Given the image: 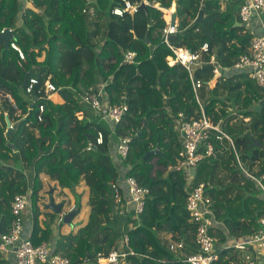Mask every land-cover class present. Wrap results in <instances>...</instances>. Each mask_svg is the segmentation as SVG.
<instances>
[{"label": "trees", "instance_id": "16d2710c", "mask_svg": "<svg viewBox=\"0 0 264 264\" xmlns=\"http://www.w3.org/2000/svg\"><path fill=\"white\" fill-rule=\"evenodd\" d=\"M91 1L97 12L93 20L83 14L89 0H0V31L13 29V40L25 53L22 60L10 46L5 49L0 44V93L11 95L23 114L18 117L7 99L0 102L1 231L10 228L14 197L31 190L30 240L35 245L49 243L55 254L68 258L71 264H96L99 254L108 255L118 248L126 235L136 253L128 257L131 264H176V255L169 251L171 241H184V255L199 252L187 197L192 188L204 185L216 218L209 229L211 236L223 244L228 237L241 239L255 234L264 217V194L238 167L227 141L220 142L213 134L202 144L200 152L211 144L215 156L205 157L191 179L185 172L167 170L178 164L183 148L176 129L179 115L191 121L201 112L186 68L168 65L167 58L173 52L164 43V12L149 7L134 16L113 17L111 9L117 0ZM151 1L167 9L177 4L180 32L169 37L172 46L198 53L208 43L211 50H218L220 66L230 72L218 78L213 87L209 86L214 79L212 65L196 72L205 85L206 114L232 135L247 168L264 175V109L255 111L264 99V88L248 72L234 69L240 57L249 53L251 39L244 27L235 26L239 1L233 0L226 7L222 0ZM201 10L204 24H195ZM111 25L117 35L109 33ZM124 52H135L136 63L123 64ZM204 59L209 61L210 54ZM31 70L29 78H36L39 84L38 101L29 116V103L19 91ZM47 80L55 84V94L63 103L45 98ZM102 84H106L103 99L110 106H128L119 124H110L103 113L82 101V95L97 92ZM42 105L43 121L39 122ZM7 116L14 128L17 124L12 135L16 151L6 146ZM237 118L242 122L233 128L231 122ZM99 131L104 134V144L95 150V158H90L84 149ZM127 136L132 137L130 152L126 160L120 159L124 164L120 169L111 147ZM156 149L161 153L144 161L145 155ZM155 158L167 170L166 174L158 172L156 178L152 176ZM28 172L33 174L30 182ZM42 174L61 189L74 191L84 182L89 190L88 222L55 240L53 227L60 218L41 209ZM126 177L150 190L139 220L132 214L117 215L115 210L112 185ZM250 259H255L252 251L223 249L213 264H249ZM0 264H9L1 251Z\"/></svg>", "mask_w": 264, "mask_h": 264}, {"label": "built area", "instance_id": "2783aa9c", "mask_svg": "<svg viewBox=\"0 0 264 264\" xmlns=\"http://www.w3.org/2000/svg\"><path fill=\"white\" fill-rule=\"evenodd\" d=\"M233 0H222L223 7L231 3ZM240 3L239 22L245 31L250 35V48L247 55L241 56L240 59L234 65L236 71L248 72L250 78H252L259 87L264 88V0H238ZM92 1L86 4L83 8V14L86 15L89 20H93L96 16V8L92 5ZM145 5L147 9L149 7L156 8L164 12V19L166 26L163 30L164 43L173 52V55L168 56L167 61L169 66H175L177 64L186 68L189 73L192 88L196 102L199 106L201 116L198 119H192L187 121L182 114L179 115V119L176 123V129L182 141V151L180 153V159L176 166H170L168 171L185 172L191 179L192 172L197 168L199 163L205 157L215 156L214 147L209 144L205 152H200L202 144L207 141L211 135H215L216 139L220 142L227 141L230 148L235 153L236 162L241 171L252 181L264 194V175L257 176L253 174L242 162L241 157L236 150L235 142L231 136L222 130L221 126H217L213 123L210 117L206 114L204 101H203V89L204 83L202 79L196 77V72L193 76V68L209 64L213 66L214 78H220L222 75L226 76L230 72V69L222 68L218 60V50L210 48L208 43L203 44L201 50L198 53H194L187 48H176L171 45L169 37L176 35L180 32L179 19L172 23L173 15L176 14V2L175 10H172L173 6L169 9L164 8L156 1L151 0H117L116 4L111 9V15L113 17L123 18L126 15H132V13H139L141 5ZM6 30L14 31L11 28H4L0 33L6 32ZM10 47L17 52L22 60H25V53L22 48L14 40L10 42ZM210 54V60L206 61L204 55ZM135 52L123 53V64L136 63ZM39 84L38 80L34 77L28 79V83L25 87V93L33 99L37 97L36 86ZM215 85V84H214ZM213 85V86H214ZM106 84H102L98 87L97 92H88L82 95V101L88 105L93 111L97 113H103V119L110 124H119L126 113L128 112V106L124 103L121 105L110 106L107 100L103 99L106 95ZM46 93L45 98H52L58 90L54 83L47 80L44 85ZM40 93L41 90H38ZM8 103L13 106L16 111V115L21 117L22 111L14 98L9 94H4ZM44 106L39 107L38 121H43ZM11 128H14L12 123ZM132 137H121L115 145L116 153L119 159L126 160L131 145ZM104 144V134L99 131L97 137L91 140L88 146L84 149L88 153L90 158H95V150L98 146ZM114 192V203L117 215L126 216L132 214V218L139 220L143 214L147 200L150 197V190L138 183L133 177H126L119 179L112 185ZM31 195L30 190L26 194L16 195L13 199L11 208L13 214V220L10 228L7 232H0V251L4 254H13L16 264H71L70 260L59 254H55L49 243L44 242L40 245H35L29 238L24 237L25 229V216L29 210H31ZM68 212L62 211V215L59 216V223H62V216L68 214ZM187 211L189 219L196 225V245L199 252L191 255H184L183 249L185 247L184 241L174 242L171 241L169 251L174 253L177 257L176 264H213L219 259V252L223 249H236L243 252L252 251L256 254V259H250L249 264H259L261 259L264 258V217L260 220V229L253 235L236 239L228 237L227 241L220 244L218 239L211 236L209 229L216 223L215 213L212 209V200L205 194L204 185L192 188L189 191L187 197ZM1 230V227H0ZM129 256H136V253L130 247L129 236H124L118 248L113 249L108 255L99 254L96 258V264H131L128 261ZM261 264L264 262L261 261Z\"/></svg>", "mask_w": 264, "mask_h": 264}, {"label": "water", "instance_id": "95a60500", "mask_svg": "<svg viewBox=\"0 0 264 264\" xmlns=\"http://www.w3.org/2000/svg\"><path fill=\"white\" fill-rule=\"evenodd\" d=\"M140 10H144L145 12H147V7L143 4L140 7ZM132 15L134 16V13H132ZM177 19V15L174 14L173 18H172V23L175 22V20ZM195 24H204V10H201L198 14V17L195 21ZM235 26L238 27H242L241 23L239 21H236ZM14 39V31L11 30H6V32L4 33H0V44H3L5 49H8L10 46V42ZM146 42H148V35H146ZM200 68V66H196L193 68V76L195 74V72ZM33 75V71L31 70L30 72H28L25 76L24 82H23V86L21 87L20 91H19V95L20 97L29 103V116L32 115V111L35 108V104L38 101L37 97H34L33 99H31L26 93H25V87L28 83V79L29 76ZM217 77H215L210 83L209 86L213 87V85L216 83L217 81ZM264 109V99L262 101L259 102V104L255 107V111L258 113H261L262 110ZM12 122L9 120L8 116L6 117V132H5V138H6V146L9 149H12L13 151H16V147L14 146V144L12 143V135L15 131V128L17 127V124H15V128H11ZM256 146H262V144H259L257 142H255ZM161 152L156 149L153 151L148 152L145 157H144V161L148 160L150 157L154 156V155H159ZM72 195L75 197V201H76V205L74 206L73 210L71 212H69L68 214H64L62 216V223L63 224H69L72 225L74 219L76 218V216L80 213L81 210V196L79 194H77L74 191H72ZM48 209H50L53 213H55L57 216H61L62 215V209L64 208V204L60 203V204H56L55 199L53 198V190L50 192V204L47 206ZM1 232V230H0Z\"/></svg>", "mask_w": 264, "mask_h": 264}, {"label": "rangeland", "instance_id": "374dc122", "mask_svg": "<svg viewBox=\"0 0 264 264\" xmlns=\"http://www.w3.org/2000/svg\"><path fill=\"white\" fill-rule=\"evenodd\" d=\"M172 6H175V4L173 5L172 4ZM171 6V7H172ZM175 8V7H174ZM176 9H177V6H176ZM128 24H130V27H132L133 26V22L132 21H130V20H128ZM114 26H116L115 24H113ZM143 26H145L144 25V23H143ZM111 32V34H113V35H115L116 33V31H114L113 29H112V25H111V28L109 29V33ZM115 33V34H114ZM117 35V34H116ZM54 95V94H53ZM52 95V97H55L56 95H54L53 96ZM5 100V97H4V94L3 93H0V102H3ZM245 121L246 122H249L250 121V118H248V119H245ZM242 122V120L241 119H239V118H237V119H235V120H233L232 122H231V126L233 127V128H235V127H237V126H240V123ZM7 129V128H6ZM222 130L225 132V133H227L229 136H231L232 137V135H230L227 131H225V129L222 127ZM244 130V129H243ZM243 130H239L238 132H241V131H243ZM233 138V137H232ZM227 148L229 149L230 148V146H229V144H228V146H227ZM230 150V149H229ZM111 154H112V156L115 158V163L117 164H119V166H120V169L122 168V167H124V164L121 162V160L120 159H118V157L116 156V154H115V152H114V145L111 147ZM158 158H155L154 160H153V162H152V164L154 165V171H153V174H152V176L154 177V178H156L157 177V173L158 172H163V174H166V172H167V170L165 169V168H163V166H161L159 163H158ZM244 165L247 167V165L244 163ZM252 172V171H251ZM253 174H255L254 172H252ZM31 172H28V180H29V182L31 181ZM33 175V174H32ZM256 175V174H255ZM43 176V178H46L45 176L46 175H42ZM257 176H261V175H257ZM48 178V177H47ZM46 181V184L48 185L49 184V180L50 179H45ZM45 186V185H44ZM57 185H55L54 186V188H53V191H54V197L56 196V198H57V200H56V202L57 203H60V202H62V201H64L65 203H66V205L64 206V208H63V210L65 211V212H68V211H70L71 209H73L74 208V206H75V199H74V197H73V195H72V191L71 190H69L68 189V192H65V193H63V192H60V193H57L58 191H59V189L56 187ZM50 189H52V187H50L49 189H46L47 190V192H46V190H45V188H44V191H43V194H44V199H43V203H45L46 205L47 204H49L50 203V201H49V192H50ZM75 192L77 193V194H79V195H83V199H82V201H83V208H82V211H81V214L82 215H80V216H76V218L74 219V221H73V224L72 225H69V226H66L65 224H62V226L60 227V228H58V230H61L62 231V233H67V231H69L70 230V232H73V230H74V227L76 226V227H78V225H80V223H85V221L87 220V217H86V215H87V213L89 212V206H88V204H87V197L89 196V194L87 193L88 191L86 190V188L84 187V185H80V186H78V187H76L75 188ZM48 211H50V210H48ZM72 226H74V227H72ZM75 227V228H76ZM72 228V229H71ZM254 258L256 259V254H254ZM261 261L262 262H264V258L263 259H261ZM261 261H260V263L259 264H261ZM88 264H93V263H88Z\"/></svg>", "mask_w": 264, "mask_h": 264}, {"label": "crops", "instance_id": "0c3cea01", "mask_svg": "<svg viewBox=\"0 0 264 264\" xmlns=\"http://www.w3.org/2000/svg\"><path fill=\"white\" fill-rule=\"evenodd\" d=\"M227 6V5H226ZM54 95H56V94H54ZM53 95V96H54ZM52 99L54 100V101H58V102H60V103H63V100L61 99V97H59L58 95H56L55 97H52ZM114 148H115V146H114ZM114 152H115V150H114ZM115 154H116V152H115ZM43 175V174H42ZM41 175V180H42V183H43V190H42V192L40 193V195L43 197V199H44V194H43V191H44V188H45V190L46 189H49L50 187H52V189H50V192L53 190V188H54V186L55 185H57L56 187L59 189V191L57 192V193H60V192H63V193H65V192H68V189H61L60 187H59V185H58V183L57 182H55V181H52L47 175L45 176L46 178H43V176ZM45 175V174H44ZM48 177V178H47ZM45 179H50L48 182H49V184L47 185L46 184V180ZM45 185V186H44ZM80 185H84V182H82ZM79 185V186H80ZM78 187V186H77ZM84 187L86 188V190L88 191L87 193L89 194V190H88V188L84 185ZM30 189V188H29ZM65 191V192H64ZM46 192H47V190H46ZM50 192H49V201H50ZM81 196V198L83 199V195H80ZM74 197V196H73ZM53 198L55 199V202H56V200H57V198H56V196L54 197V191H53ZM88 199H89V196L87 197ZM43 199H42V201H41V209H42V211L43 212H52L50 209H48V205L50 204H45V203H43ZM74 199H75V197H74ZM88 199H87V204H88ZM58 202V201H57ZM56 202V204H60V203H62V204H65L66 205V203L64 202V201H62V202H60V203H57ZM64 205V206H65ZM75 205H76V201H75ZM82 208H83V201L81 200V210L80 211H82ZM48 210H50V211H48ZM89 212H90V208H89ZM89 212L87 213V215H86V217H87V220L85 221V223L83 222V223H80V225H78V227H74V226H72V227H74V231H77L80 227H82V226H84L87 222H88V219H89ZM80 215H82L81 213L80 214H78L77 216H80ZM73 224V223H72ZM66 226H69V224L67 225V224H65ZM62 225L60 224V223H57V224H55L54 225V234H53V240H55L57 237H58V235H61V234H68V233H70V230L69 231H67V233H62V231L61 230H58V228H60ZM72 229V228H71ZM32 231H33V220H32V217H31V210H29L28 212H27V214H26V216H25V229H24V237L25 238H29L30 237V235H31V233H32ZM172 236V235H171ZM168 239H170L169 237H168ZM5 256H6V259L7 260H9V264H16L15 263V257H14V255L13 254H5Z\"/></svg>", "mask_w": 264, "mask_h": 264}, {"label": "bare ground", "instance_id": "6f19581e", "mask_svg": "<svg viewBox=\"0 0 264 264\" xmlns=\"http://www.w3.org/2000/svg\"><path fill=\"white\" fill-rule=\"evenodd\" d=\"M175 6H173V8H172V10H175V8H174Z\"/></svg>", "mask_w": 264, "mask_h": 264}]
</instances>
